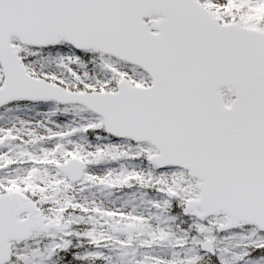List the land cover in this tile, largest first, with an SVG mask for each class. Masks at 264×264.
Here are the masks:
<instances>
[{"label": "snow or ice", "instance_id": "snow-or-ice-1", "mask_svg": "<svg viewBox=\"0 0 264 264\" xmlns=\"http://www.w3.org/2000/svg\"><path fill=\"white\" fill-rule=\"evenodd\" d=\"M0 264H264V0H0Z\"/></svg>", "mask_w": 264, "mask_h": 264}]
</instances>
